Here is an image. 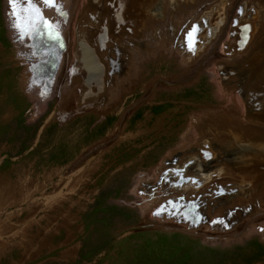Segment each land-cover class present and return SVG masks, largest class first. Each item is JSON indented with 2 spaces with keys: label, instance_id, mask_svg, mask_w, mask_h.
Wrapping results in <instances>:
<instances>
[{
  "label": "rangeland",
  "instance_id": "rangeland-1",
  "mask_svg": "<svg viewBox=\"0 0 264 264\" xmlns=\"http://www.w3.org/2000/svg\"><path fill=\"white\" fill-rule=\"evenodd\" d=\"M206 1L198 10L187 8L170 17L164 14L171 8L168 0H154L140 24L144 34H114L110 45L133 55L131 69L125 66L122 73H109V57L116 50H102L89 29L107 70L106 96L93 101L84 95L76 46L81 17L94 3L37 0L45 23L39 24V34L24 35L13 26L12 13L15 7L27 15L25 5L0 0V264H264V188L251 190L248 197L240 191L227 206L216 205L210 191L211 183L229 191L234 181L244 179L254 186L264 170L216 176L197 190L160 181L164 169L174 162L182 165L205 141L221 155L248 142L238 140V132L243 139L264 134V117L247 125L232 101L238 75L218 80L215 73L216 65L249 56L264 40L262 20L250 48L229 53L237 38L231 19L238 4L244 5L241 22L257 0ZM207 9L213 35L207 37L200 25L197 40L205 45L192 55L181 48L176 32ZM104 12H109L106 5ZM58 35L65 51L50 95L41 101L38 93L48 89L41 84L27 90V66L57 49ZM142 37L148 44L140 53ZM30 41L41 48L39 55L26 46ZM208 116L217 123L228 118L246 125L208 130L202 125ZM199 193L206 201L198 208L201 219L212 223L195 227L184 215L155 212L167 198L184 194L187 201ZM249 202L254 206L247 210ZM228 210L235 212L227 223L213 222L226 219L222 215ZM236 216L238 222L226 229Z\"/></svg>",
  "mask_w": 264,
  "mask_h": 264
},
{
  "label": "flooded vegetation",
  "instance_id": "flooded-vegetation-1",
  "mask_svg": "<svg viewBox=\"0 0 264 264\" xmlns=\"http://www.w3.org/2000/svg\"><path fill=\"white\" fill-rule=\"evenodd\" d=\"M205 1L206 0H200V1L199 0H191L190 1L191 4L188 3L187 6H184L185 4H182V3L181 4L176 3V7L175 6L172 7V8L166 7L164 9V14L167 12V14H169L170 17H171L173 15H176V14H179V13H183L184 11H186L187 8H189V9L192 8L193 10H198V8L200 9V7L203 6V4H205ZM213 1H209V2L206 1V5L209 4L210 2L212 3ZM174 4H175V2H174ZM96 5L98 7L97 8L98 11H101V13L104 12L105 5H100V4H96ZM243 6H244L243 4H238L237 9H236L237 15L234 16V18L231 19V23H232L231 25L234 27V29L231 31V34L232 35H236L237 38L235 40V46L229 47L230 48L229 49V53L230 54H232V52H237L238 53L240 51H243L245 48H250V44L252 43V36H251L250 39L247 41V43L245 45L240 44V23H242V22H240V17L239 16L243 14V10H244ZM253 9H251V11L253 13H255L256 10L253 11ZM94 11H95V8L93 10H90V11H87V12H90V14L95 17ZM209 11H210V9H207L206 11H203L202 14L198 17V19H194V20L192 19V21L189 24L187 22L188 20H186V22L182 23L180 28L177 29L176 34H180L181 33V40H180L181 48H183V50L189 51V53L192 54V55L195 54V52H196V50H197V48L199 46H200L199 48H201V47H204V45H205V43H204L205 41L200 40V39L197 40V33H198L199 30H201L200 25L202 27H205L206 36L207 37H210V36L213 35V31H212L213 30V26H210L208 21H207L208 20L207 19V14L210 13ZM87 12H84V13H87ZM103 19H104V16H103V18H100V20H103ZM90 20L91 19H87V18L81 20V26H80L81 28L78 31L79 34H78V37H77L76 53H77V55H81L82 56V54H84V56L85 55L88 56V58H90L89 65L94 68L93 71H90L87 74L85 65L79 66L80 72L82 71V77H83V78L81 77V80H84V85H85L84 95L86 97H91L93 99V101H95L96 98H97V100L99 98H100V100H102V97L106 96L105 85L107 84V82L105 81V78H104V73L106 71V66L101 61V57L97 53L95 46H92L91 43L88 42V38H82L80 36L84 32H88L89 29H93V31L96 33V36H97V39H98V43L100 44V48L103 49V39L105 37V29H106L107 25L105 23H101L99 25L98 20H96V21H94V19L91 20V21ZM249 22H252V20L251 21H247V22H243V23L246 24V23H249ZM224 23H225V21L223 22V24ZM223 24H222V26H223ZM84 28H86V29H84ZM194 28L197 29L196 32H193ZM219 28H220V25L217 28L215 26L214 32L217 31V29H219ZM144 29H145V27H144ZM139 31H140L139 33L144 34L142 32V30H139ZM189 33L193 34L192 37L189 36ZM142 39H139V40H142V42L139 43V47H138L140 53H142V51L145 49L144 47L146 46V44H148V43L145 42L147 37H145V38L142 37ZM197 41L200 42L201 44L198 45ZM142 48H143V50H142ZM113 49H115L116 52L119 53V55H118L117 58H114V59L110 58V63H111V70L110 71L112 73L114 71H118V70H115L116 69L115 67H118L119 65L122 66V65L125 64L124 66H126V60L128 61L127 62V66L129 65V70H130L131 66L133 65V55H132V53H130V52L128 53L127 52L128 55L126 56V59L124 61V59L122 58L121 55H122V53H125V51L123 50V52H122V50L119 47H116V46H114ZM261 58H262V56L258 57L257 56V51L254 50V51H252L250 56H247L245 58L240 57V58L233 59V61H232L233 64L237 65L238 68L232 66L233 64L229 65L227 63H220L218 65V68L220 69V71H221V73H222V75L224 76L225 79L229 78L230 75H234V74L238 75V77L241 79L240 81H237L235 83V86L238 89V92L244 97V101H245V95H246L247 89L249 87L256 88V86H257L256 77H255L257 75L256 72H255L256 68L253 67V64H254V61H256L257 59H261ZM124 66L121 67L122 69L120 71H118V73H120V72L122 73V71L124 70V68H123ZM253 68H254V72L252 71ZM261 68H260V71L262 70ZM246 69L248 71H246ZM260 71H258V72L260 73ZM248 73L251 74V75L253 74L252 78H250V80L247 82V84H243V81H246V75H248ZM100 76H103V78H101ZM111 79H112V77H111ZM81 83L83 84V81ZM84 101H86V100H84ZM245 105L247 107L246 103H245ZM247 109H248V107H247ZM248 111L250 112V118H249V122L246 123L247 125L251 123V115H253L251 113L254 110H252V108H249ZM213 117H209L208 116L207 117L208 119H205L203 121L202 125H203V127H205V129L210 130V128H211V129L217 130V132H221L222 130H224V128L225 129H229L231 131V128L246 125V124L232 123L231 122L232 120H229V122H228V118H227V120H224V122L217 123L218 121H215V119H212ZM231 124L233 125V127L231 126ZM232 131H236V130H232ZM237 137H238L237 138L238 140L240 139L242 141H246L247 140V141H251V142L253 141L254 142V141L258 140L257 137H255V136L245 137L244 139L240 138L241 135H240L239 132H238V136ZM225 142H227V141H224V143ZM250 144L244 143V145H246L245 149L242 148V147H239L238 151H234V152L233 151L228 152L227 150H223L221 158H223V160H225L226 162L231 163V168L232 169H229L230 172L231 171H233V172L236 171L238 173V175L243 172L244 175H245L247 172H253V174H255L256 171L258 172L261 169L259 167H258L259 168L258 169L255 166H254V168L253 167H249L248 168V166L252 165L251 162L253 161L254 158L256 159V161H258L260 156L261 157L264 156V143H263V145L261 144V146H259L258 149H256L253 144H251V145ZM253 149H254L255 152H253ZM200 151L202 153V157L204 159H206V160H210L211 158H214V156H215L214 151H212L210 149V146H209L208 143H204V147ZM250 157H252V159ZM247 160L248 161L252 160V161L248 162ZM194 161H195L194 158H190L189 160L185 161L182 165H178L176 162H174V165L164 169L163 175L160 178L161 179L160 181H163V182H166V183H172L173 185H182L183 183L185 184V181H183L182 184H178L179 180H180V172L179 171L181 170L182 174H183L185 172V170H187V167L191 163H193ZM233 162H236L235 163L236 165L233 164ZM243 165H245V166H243ZM226 166L224 165V168H222V167L221 168H215L214 166H210V167H208L206 169H204L202 167L201 174H197V175H202V174L205 175L204 181L207 182V181H209V179H210V177L212 175H216V174H218L221 171L222 172L224 171L225 174H226V172H228V171H226V168H227ZM242 168H243V170H242ZM239 170L242 171V172H240ZM227 174H229V172ZM166 175H168V176H166ZM171 176L177 177V179L175 181H172V182L166 179L167 177L171 178ZM221 176H222V174H221ZM218 177L220 178V174L218 175ZM187 180L188 181L191 180L193 182H197L198 181V179H196L192 175ZM214 182H216V181H214ZM255 182H257V184L252 186L251 185V181L249 179H244L241 182H235L234 181L233 182L234 187L233 188H229V191L227 189L225 190V189L221 188L220 187L221 184H218L215 187V184H212L210 182L211 185H213L212 188H210V191L212 190L211 193H213L214 198L217 201L216 205H222V203H223V205L227 206L228 205V201H230L232 199V197H235L236 194L238 195V193L240 191H243L242 197H248L249 194L251 193V190L256 191V190H259L260 188H264V177L260 178L259 180H256ZM203 186H204V184L200 188H202ZM178 187L181 188L180 186H178ZM221 196H223L225 198H221ZM196 198H194V199L196 200V204L199 205V206L203 205L206 202L204 200L201 201L199 196L196 197ZM255 201H257V200H255ZM241 204L242 203H240V205L239 204H237V205L241 206ZM249 204H251V205H249ZM235 205H233V206L235 207ZM245 206H246L245 208L248 210L249 206H251V208H252V206H254V204L252 202L251 203L249 202ZM236 208H238V207L236 206L234 208L235 211H236ZM234 210H232V211L235 212ZM238 211L240 212L239 214L241 215L242 211L240 209ZM230 214L231 213L228 210V212L226 213V211H225V213L222 216H224L226 219H228L227 216H229ZM236 217L238 219V216H236Z\"/></svg>",
  "mask_w": 264,
  "mask_h": 264
},
{
  "label": "water",
  "instance_id": "water-1",
  "mask_svg": "<svg viewBox=\"0 0 264 264\" xmlns=\"http://www.w3.org/2000/svg\"><path fill=\"white\" fill-rule=\"evenodd\" d=\"M153 1L154 0H88L89 3L106 5L108 7L112 31L118 37H121V38L133 37L137 35L142 18L147 8L150 6V4ZM173 1L175 2V4ZM183 1L184 0H168L171 8L174 6L176 7V3L180 4ZM251 9H253V11L256 10L255 13H253ZM251 20L252 22H249L246 24L243 23V22H247ZM262 20H264V0H257L254 4H252L248 8L243 20L241 21L242 23H240V44L245 45L247 43V41L250 39V37L254 33L256 24ZM60 36L61 35H58L59 44H58L57 49H54V50L48 49V52H47L48 54L44 56L45 59L43 60L39 59L34 62L31 61L27 66V69L30 71V75L28 77V82H27V90H28V87L31 88L33 85H41V84L49 85V89L47 90L46 93H43V94L38 93V96L40 98H43L41 99V101L46 99L50 95L51 85L53 83L55 74L59 68V63H60L62 52L65 51V44H64L63 38ZM255 51H257L258 57L262 56L261 59H257L256 61H254V64H253V67L256 68L255 72L257 75L255 77H256L257 86L256 88L249 87L247 89V92L245 95V101H244V97L238 91L232 98L233 103L235 104V106L237 107L241 115L247 120H249L250 118V112L248 111L249 108H252V110H254L251 113L253 114L251 115V119L264 117V40L255 48ZM232 66L238 68L237 65L233 64ZM254 68L252 69L253 72H254ZM260 68L262 69L261 71H260ZM246 71L248 70L246 69ZM258 71H260V73ZM215 73H216L218 80L225 79L220 69L218 68V65H216L215 67ZM252 75L248 73V75H246V81H243V84H247L250 78H252ZM36 82L38 83L35 84ZM245 103L247 104L248 109ZM257 139L258 140L254 142L248 141L246 142V144L251 143L254 145L256 149H258L259 146H261V144L263 145L264 143V134L258 136ZM204 143H208L210 146V149L214 151V154H215L214 158H211L210 160H206L202 157V153L200 150L204 147ZM204 143L198 148V150L191 157V158H194L195 161L187 167V170H185L183 174L181 170L179 171L180 180L178 184H182L183 181H185V184L183 183L182 185H178V186L184 189H187V190L199 189L206 182L204 181L205 175L203 174L197 175V174H201L202 167L204 169L210 166H214L215 168H221V167L224 168V165L225 166L227 165L226 171H228L229 174H227L228 172H226L227 174L226 175L224 171L223 172L221 171L216 175H212L210 179L218 176L219 174L220 176L221 174L222 176H246V175L253 173V172H247L244 175V173L239 170L242 173L238 175L236 171L230 172L229 169H232L231 163L223 160V158H221L222 154L221 155L217 154L208 141H205ZM239 147H242L245 149L246 145L242 144L228 152L238 151ZM253 152H255L254 149H253ZM250 158L252 159V157ZM250 161L252 160H249L248 162ZM235 163L236 162H233V164ZM251 164L252 165L248 166V168L249 167L254 168L255 166L257 168L258 167L261 168L259 171L264 170V156L262 157L260 156L258 161H256V159L254 158ZM162 175H163V172L161 173V177ZM191 175L195 177L196 179H198V181L197 182H193L191 180L188 181L187 179H189ZM166 179L172 182V181H175L177 177L171 176V178L167 177ZM180 199L181 201L183 200L182 195L177 196L176 200H173L172 198H167L165 201L161 202L155 208V212L158 214H163L166 212L170 216H180V215H183V212H188L190 217L184 216L185 221L190 222V224H193L195 227L200 225L201 221L202 223L203 222L212 223L208 219H201L203 216L201 212L198 211L199 205L196 204L195 199L187 200L181 203H176V201ZM229 211L230 213H232V210H229ZM227 220L229 221V219H213V222L216 223L220 221L221 222L225 221L227 223ZM238 220L239 219H235L234 220L235 222L231 221L229 225L227 224L228 226L226 225V229H229V227H232L233 225H235L238 222Z\"/></svg>",
  "mask_w": 264,
  "mask_h": 264
},
{
  "label": "bare ground",
  "instance_id": "bare-ground-1",
  "mask_svg": "<svg viewBox=\"0 0 264 264\" xmlns=\"http://www.w3.org/2000/svg\"><path fill=\"white\" fill-rule=\"evenodd\" d=\"M94 8H95V11H94V14H95V17L93 16V15H91L90 14V12H87V13H85V14H83V16L81 17V20H83V19H85V18H87V19H91V20H93L94 19V21H96V20H98V23H99V25L101 24V23H105L106 25H107V27H106V29H105V37H104V39H103V49H107V50H109V49H111V48H113L114 46H116V47H118L117 45H113V46H111L110 45V41H113L114 40V37H113V35L115 34L113 31H112V27H111V22H110V18H109V12H102L101 13V11H98L97 10V5L96 4H94ZM103 16H104V19L103 20H100V18H103ZM90 20V21H91ZM84 29H86V28H84ZM139 29H140V27H139ZM140 31L138 30V33H139ZM138 33H137V35H138ZM78 34H79V32H78ZM88 33L87 32H84L83 34H81V36L80 37H82V38H88V42L89 43H91V41H90V38H89V36L87 35ZM21 35V34H20ZM136 35V36H137ZM23 36V35H22ZM135 36V37H136ZM93 37H94V40L95 41H97V43H98V39H97V36H96V33H93ZM114 42V44H115V40L113 41ZM124 43V42H123ZM26 44V43H25ZM91 45L92 46H94L92 43H91ZM26 46H31L32 48H33V50H34V54H36V55H39V53H40V51H41V48H37V47H35L34 45H32V43H31V41L29 42V43H27L26 44ZM97 46H99L100 47V44L98 43L97 44ZM111 46V47H110ZM102 49V50H103ZM106 50V51H107ZM122 50V52H123V50L125 51V49H121ZM99 51V50H98ZM97 51V52H98ZM99 53V52H98ZM125 53H127L126 51H125ZM77 54V53H76ZM118 55H119V53L118 52H116L115 53V56H111L110 55V57H109V55H108V57H109V62H110V58H117L118 57ZM128 54H125V56L124 57H122L123 59H124V61H125V59H126V56H127ZM78 56V62H79V66H81V65H85V68H86V73L88 74L90 71H93V67L92 66H90L89 65V62H90V58H88V56H84V54H82V56L81 55H77ZM122 56V55H121ZM128 58V57H127ZM28 59V58H27ZM43 59H45V58H42V60ZM127 60H126V66H127ZM30 63V62H29ZM125 65V64H124ZM123 65V66H124ZM111 67V66H110ZM122 66L121 65H119L118 67H115L116 69L115 70H118V71H120L122 68H121ZM125 67V66H124ZM79 70H80V68H79ZM77 71V70H76ZM107 71V70H106ZM106 71H105V73H106ZM105 73H104V78H105ZM111 75H112V72L110 71L109 72ZM121 73V72H120ZM106 76H107V74H106ZM101 78H103V76H100ZM83 78V77H82ZM111 78V77H110ZM83 81V86H84V80H81V82ZM105 81L107 82V80L105 79ZM38 83V82H37ZM45 86H46V89H49V85H47V84H45ZM100 99V98H99ZM97 100V98L95 99V101ZM82 102V101H81ZM82 103H84V102H82ZM256 136V135H255ZM171 184V186L173 185L172 183H170ZM173 187H178V185H173ZM179 188V187H178ZM182 188V187H181ZM222 188V187H221ZM231 188V187H230ZM224 189V188H223ZM182 196H183V200L181 201V199L180 200H178V201H176V203H181V202H185L186 200L184 199V197H185V195L184 194H181ZM194 196V195H193ZM200 197V199L202 198V194L201 193H199L197 196H195L194 198H196V197ZM194 198H193V200H194ZM177 199V197L175 198V199H173V200H176ZM197 199V198H196ZM170 205V204H169ZM183 215L184 216H188V217H190V215L188 214V212H183ZM204 215H205V213H204ZM205 217L207 218V215H205ZM202 222V221H201ZM190 223V222H189Z\"/></svg>",
  "mask_w": 264,
  "mask_h": 264
},
{
  "label": "snow or ice",
  "instance_id": "snow-or-ice-1",
  "mask_svg": "<svg viewBox=\"0 0 264 264\" xmlns=\"http://www.w3.org/2000/svg\"><path fill=\"white\" fill-rule=\"evenodd\" d=\"M39 2L45 5H52L54 0H39ZM16 3L17 0H10V4L15 5ZM19 3L25 5L22 11L27 13V15L17 13L14 7L12 15L16 18V22L13 26L18 28L24 35L29 34V32L39 34V24L45 22L40 8L37 6V0H19ZM196 31L197 29L194 28L193 32ZM192 35V33H189L190 37Z\"/></svg>",
  "mask_w": 264,
  "mask_h": 264
},
{
  "label": "crops",
  "instance_id": "crops-1",
  "mask_svg": "<svg viewBox=\"0 0 264 264\" xmlns=\"http://www.w3.org/2000/svg\"><path fill=\"white\" fill-rule=\"evenodd\" d=\"M31 53V52H30ZM154 188V187H153Z\"/></svg>",
  "mask_w": 264,
  "mask_h": 264
}]
</instances>
